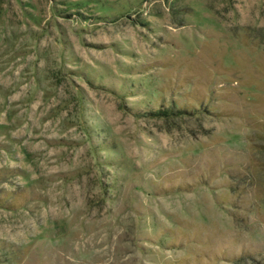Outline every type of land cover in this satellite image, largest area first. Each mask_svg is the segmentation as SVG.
Wrapping results in <instances>:
<instances>
[{"label": "rangeland", "instance_id": "obj_1", "mask_svg": "<svg viewBox=\"0 0 264 264\" xmlns=\"http://www.w3.org/2000/svg\"><path fill=\"white\" fill-rule=\"evenodd\" d=\"M0 264H264V0H0Z\"/></svg>", "mask_w": 264, "mask_h": 264}]
</instances>
